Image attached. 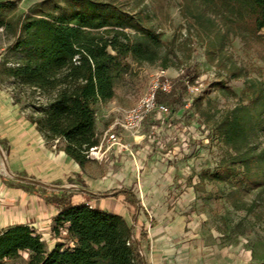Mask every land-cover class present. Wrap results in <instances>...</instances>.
<instances>
[{
  "label": "trees",
  "instance_id": "trees-1",
  "mask_svg": "<svg viewBox=\"0 0 264 264\" xmlns=\"http://www.w3.org/2000/svg\"><path fill=\"white\" fill-rule=\"evenodd\" d=\"M183 4L207 60L229 79H244L246 84L238 103L216 123L218 136L233 155L211 179L224 183L241 172L232 196L242 185L263 194L264 147L259 135L264 132V78L248 77L228 57L227 46L239 38L264 63V0H184ZM16 8V2L0 3V31L13 38L9 50L16 55L12 65L1 64L0 74L13 80L12 92L30 89L40 95L27 118L46 140H63L60 150L84 169L100 142L95 106L116 97L117 86L131 68L129 60L160 62L163 70L171 67L168 53L161 56L165 43L143 10L125 11L112 1L41 0L22 14H15ZM192 72L187 69L171 93H158V102L177 111L184 104L183 90L193 80ZM214 86L237 96L224 81ZM12 97L15 104L21 103L17 95ZM51 201L61 206L54 232L65 229L72 245L59 242L47 251L30 227L12 226L0 230V264L23 252L29 254L25 264H148L132 227L121 216L86 204L72 206L63 198Z\"/></svg>",
  "mask_w": 264,
  "mask_h": 264
},
{
  "label": "crops",
  "instance_id": "crops-1",
  "mask_svg": "<svg viewBox=\"0 0 264 264\" xmlns=\"http://www.w3.org/2000/svg\"><path fill=\"white\" fill-rule=\"evenodd\" d=\"M122 107L117 96L95 106L100 138L112 122L110 113ZM178 114L173 112L171 119ZM149 123L150 118L136 135L121 132L131 152L116 146L104 154L93 151L82 169L60 150L63 140H46L0 87V145L5 147L0 151V230L25 225L41 237L47 251L65 243V237L71 246L66 230V235L54 232L61 206L48 199L68 195L65 202L72 206L86 204L124 218L148 264H261L243 243L223 245L216 235H208L192 209L162 205L172 175L161 171L167 170L166 157L171 155L160 152L149 139ZM163 127L168 139L177 136L179 143L173 148L179 150V126ZM94 166L103 170L95 174ZM188 192L179 203L191 201L193 193Z\"/></svg>",
  "mask_w": 264,
  "mask_h": 264
},
{
  "label": "rangeland",
  "instance_id": "rangeland-1",
  "mask_svg": "<svg viewBox=\"0 0 264 264\" xmlns=\"http://www.w3.org/2000/svg\"><path fill=\"white\" fill-rule=\"evenodd\" d=\"M38 1L41 0H0V3L16 2L15 14H22ZM103 1H112L129 12L143 10L150 17V25L160 34L165 43L161 48V56L168 53L172 66L164 71L173 81L174 88L179 86V81L187 69L194 70L193 80L188 85L197 86L199 89L192 96V103L185 107L184 101V104L178 108V117L174 119L167 117L161 123H149L156 126L158 131L160 129L155 135H149L148 132L149 139L152 140L156 149L161 148L160 152L171 155V158L165 156L168 167L166 171H161L163 175H172V181L165 186L166 192L163 196L166 201L162 202V205H168L170 208L177 206L178 209H192L208 235L212 237L216 235L223 245L243 243L253 258L258 263L264 264V193L257 194L255 191L246 190L242 185L241 190L232 196L231 191L236 181L241 179V172L224 183L211 179L213 173L223 171L224 164L232 161L233 152L218 136L216 123L224 111L238 103L246 88L244 79H229L223 71L207 60L205 46L198 38L197 30L192 26L193 21L184 12V0ZM262 33L264 35V30ZM12 43L13 38L6 37L0 31V68L3 62L6 61L7 65H12L16 60V55L9 50ZM227 52L228 57H232L238 66L245 69L248 77L260 80L264 78V63L257 58L254 51L245 48L239 38L232 39L231 44L227 46ZM129 62L131 68L116 88V96L124 106L122 108H129L137 103L146 91L150 80L163 70L160 62L155 64H135L131 60ZM0 81L1 88L11 97L13 95L20 97L21 103L17 105L23 114L26 117L32 115L38 106L40 95L30 89L20 93L16 90L12 92L13 80L2 74H0ZM220 81H224L226 87L232 89L237 96L227 95L214 86ZM183 95L185 99L189 98L187 87L183 90ZM168 106L172 109L170 105ZM163 125L179 126L182 133L179 150L175 151L173 148L175 143H179V139L177 136L170 139L164 136ZM259 143L264 147V132L259 135ZM100 167L103 168L102 165ZM100 167L94 166L95 174L105 168ZM74 184L71 182L70 185ZM188 191L193 193L191 201L179 203V200H183V196L189 193ZM48 199H52V196ZM67 199L68 195L64 196V200L67 201ZM61 233L66 235L65 229H61ZM63 241L66 246H70L67 237L63 238ZM26 257L27 253L23 252L19 258L8 260L5 264H25Z\"/></svg>",
  "mask_w": 264,
  "mask_h": 264
},
{
  "label": "built area",
  "instance_id": "built-area-1",
  "mask_svg": "<svg viewBox=\"0 0 264 264\" xmlns=\"http://www.w3.org/2000/svg\"><path fill=\"white\" fill-rule=\"evenodd\" d=\"M173 89V81L166 75L164 70H161L150 80L146 91L137 103L129 108H117L110 113L109 116L113 115L112 122L100 138L98 146L93 148L91 153L97 150L98 152H101V154H104L114 146L131 152L130 145L123 143L121 132L128 131L136 135L141 131L144 123L149 118L151 119V122L161 123L167 119V117H171L173 114L172 110L167 104L158 102L157 94H168L171 93ZM198 89L197 86L187 85V90L190 96L185 99V107L192 103V96L196 94ZM156 133L158 134V128L154 125H150L149 135H155ZM1 150L0 146V151Z\"/></svg>",
  "mask_w": 264,
  "mask_h": 264
}]
</instances>
